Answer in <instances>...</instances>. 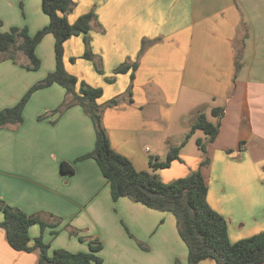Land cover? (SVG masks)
Returning a JSON list of instances; mask_svg holds the SVG:
<instances>
[{
  "label": "crops",
  "instance_id": "0c3cea01",
  "mask_svg": "<svg viewBox=\"0 0 264 264\" xmlns=\"http://www.w3.org/2000/svg\"><path fill=\"white\" fill-rule=\"evenodd\" d=\"M88 12L94 14L87 34L93 60L81 58L82 36H72L64 42L63 65L102 89L96 104L111 148L136 170H150L149 159L162 161L179 145L198 111L215 123L211 109L223 107L219 131L206 145L209 162L201 168L206 199L225 218L230 242L264 230V0H75L66 17L73 23ZM48 22L41 0H0V32L26 26L33 35ZM54 42L49 33L37 45V70L26 69L21 51L14 61H0V109L14 106L55 69ZM125 63L137 64L132 79L130 71L114 73ZM71 99L57 84L36 90L22 122L0 128V199L58 220L54 236L32 225L30 243L41 235L50 250L77 252L87 251L93 238L102 243V264H188L171 213L126 197L113 201L96 161H77L93 150L96 134L82 106L66 107ZM113 99L118 102L109 105ZM187 141L180 161L155 171L162 181L178 172L186 176L203 160L196 146L185 169L173 166L186 162ZM62 162L73 167L71 175L61 172ZM67 226L85 241L69 235ZM22 253L0 228V264H37L36 251Z\"/></svg>",
  "mask_w": 264,
  "mask_h": 264
},
{
  "label": "trees",
  "instance_id": "16d2710c",
  "mask_svg": "<svg viewBox=\"0 0 264 264\" xmlns=\"http://www.w3.org/2000/svg\"><path fill=\"white\" fill-rule=\"evenodd\" d=\"M41 3L43 12L49 18L47 25L33 35L29 34L26 26L11 27L6 32H0V61L6 59L14 61L16 53L21 51L29 60L26 69L37 70L40 61L35 54V49L42 38L50 33L55 39V69L33 85L14 106L0 109V128L22 122L23 108L34 91L53 84L60 85L67 94L72 96L71 103L66 107L73 104L82 106L91 117L95 128L96 138L93 150L80 156L77 161L87 158L96 161L102 176L109 184L113 201L126 197L147 208L171 213L175 217L178 234L187 248L188 264H198L207 258L213 259L216 264H264V230L251 237L234 243L230 242L225 218L213 210L206 199L207 185L201 168L209 162L206 156V145L215 139L219 131L220 119L224 114L223 107L211 109V115L217 118L215 123L210 122L204 112L198 111L189 132L179 145L170 147L162 161L151 157L150 170H136L126 157L115 152L110 146L107 133L101 123L99 107L96 104V100L102 95V89L79 82L77 77L68 73L63 65L64 42L72 36H83L85 45L83 57L93 60L87 37L90 22L94 18L93 12L83 14L73 23H69L66 15L72 9L73 0H41ZM74 60L75 58H71V61ZM95 67L98 72H101L96 62ZM136 67V63H125L117 67L114 73L130 71L132 79ZM117 102V99H113L108 104L114 105ZM197 129L202 130L206 135L205 142L201 139L196 140L197 147L205 155L203 160L186 176L163 182L155 171L170 167L175 160L180 161L181 147ZM60 170L67 175L73 173V167L66 162L61 163ZM0 212L3 215L0 228L5 231L9 246L15 251L26 253L36 251L37 264H102L99 254L102 243L99 239L89 240L87 251L72 252L64 248L50 250L49 243L44 242L41 235L34 238L32 244L30 243L29 228L38 224L43 232L49 225L58 226V220L51 223L44 221L38 215L26 214L9 206L1 199ZM68 232L69 235L77 236L80 241H85V237L78 235L77 229L69 227ZM57 233L56 228L51 231L53 236ZM175 264L180 262L176 260Z\"/></svg>",
  "mask_w": 264,
  "mask_h": 264
},
{
  "label": "rangeland",
  "instance_id": "374dc122",
  "mask_svg": "<svg viewBox=\"0 0 264 264\" xmlns=\"http://www.w3.org/2000/svg\"><path fill=\"white\" fill-rule=\"evenodd\" d=\"M74 1V4H73V6H72V9H71V11L70 12H72L73 11V8H74V6H75V0H73ZM69 12V13H70ZM82 36V35H81ZM82 40H83V43H84V39H83V36H82ZM84 49H85V46H84ZM83 53H84V51H83ZM1 56H3V55H1ZM81 58H84L83 57V54H82V56H81ZM84 59H86V58H84ZM89 60V59H88ZM80 82V81H79ZM206 117H207V119L210 121V122H212V118H211V116H210V114H206ZM197 139H201L203 142H205L206 141V135L203 133V131L202 130H199V129H197V130H195L190 136H189V138H188V143H186L187 145V147H186V149H185V151H184V153H185V160H186V162H184V163H178V162H175L174 164L175 165H173V166H175V167H178V168H184L185 169V166H186V163H188V161L195 155V153L193 154V151H197L198 152V148L196 147L197 145H196V140ZM174 168V167H173ZM171 170H174V169H171ZM170 170V171H171ZM157 171V170H156ZM180 172H178V173H176V174H174V176H172V177H174V178H172V180L171 181H173V180H175V179H177V178H180V177H184V176H176V175H180L179 174ZM164 182V181H163ZM168 182H170V181H168ZM1 213V212H0ZM2 214V213H1ZM44 221H46V220H44ZM48 222V221H47ZM51 223V222H50ZM35 225H37V226H39L38 224H35ZM39 228H40V226H39ZM55 228H57V226L56 227H54V226H47V227H45L44 228V230L45 229H48V231H49V229L50 230H53V229H55ZM127 229V228H126ZM43 230V231H44ZM128 230V229H127ZM40 231H42L41 230V228H40ZM80 232V230L78 231V233ZM49 233V232H48ZM74 236V235H73ZM77 237V236H76ZM91 239H93V238H90V240ZM23 255H27L26 253L24 254V253H22ZM28 256H31V255H29L28 254Z\"/></svg>",
  "mask_w": 264,
  "mask_h": 264
}]
</instances>
